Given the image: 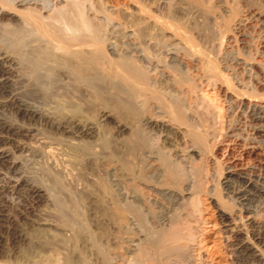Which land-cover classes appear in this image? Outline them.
<instances>
[{
  "label": "bare ground",
  "instance_id": "obj_1",
  "mask_svg": "<svg viewBox=\"0 0 264 264\" xmlns=\"http://www.w3.org/2000/svg\"><path fill=\"white\" fill-rule=\"evenodd\" d=\"M30 1L0 0V29L10 33V38L12 36L15 37L13 38L14 40L6 39L7 42L10 41L12 43L11 45L8 43L11 48L0 46V111L5 109L12 110L29 122L43 123L54 129L56 135L58 134L59 136L52 139L56 140L55 142L49 144V140L46 142L45 137L36 138L37 134H35L34 128L29 127L30 125L20 126V124L6 123L8 121H5L0 115V193L8 185L16 193L23 190L26 191L32 198H35V202L45 198L41 188L28 184L23 176L20 175L19 161L16 156L12 155L13 149L11 151L8 146H13L16 151L30 150L41 153V155L46 154V157L47 155L51 157L53 154L55 156L63 155L62 152L72 153L75 158L80 157V159L82 155V158H84L85 154H87L88 158H90L91 154H93L92 157H95L94 155L96 154L98 155L99 153L94 154V152H97L95 148L92 153V147L96 143L102 145L98 128L101 121L108 122V120H112L110 118L111 113L108 111L111 105L108 104V106L106 104L107 109L102 107L98 111V120L95 122L90 120L71 122L70 118L72 119L77 112H83L81 108H83L84 102L87 103L90 100V103L92 101V103H98L96 99H100L101 102V98H103L101 96H103L104 92H107L106 87L109 85L112 90L114 89V94L120 95V97L117 96L118 100L114 98L115 100L112 103V100L109 102L110 96L108 97V95L104 94L108 98V102L112 103V105L114 104L117 116H119V113L120 118L122 116L126 119L128 117L132 119L138 118L142 125L159 131L163 146H167L168 150L171 148L175 156L182 157L181 179H179L180 174H178L179 176H175L173 173H171L173 176L164 174V165H162L164 163L157 156V152L146 146L147 141L144 145L143 141H140L141 136L138 140L136 137L138 134H134L136 131L131 133L132 137L129 136L126 139L125 135L130 134L128 133L127 125L118 117L117 119L119 120L113 121V124H115H112L115 127V130L113 129L114 135L116 137L125 136L122 139H126V141L120 140V142L123 141L121 145L119 144L123 148L122 153L130 155L141 179L138 183L134 181L127 188L119 180L123 173H120L119 179L113 177L112 180L114 186H116V192L114 193L116 196H114L117 198V203L113 206L114 209L112 208L115 215L119 219L127 220L130 230L131 228L138 230L135 233L136 235H134L135 237L131 240L130 247L127 249L129 253H132L126 260L117 258L115 262H118L117 264H192L196 259L193 256L194 248L192 243L196 240H194V229L190 225L192 222L189 223V220L194 215V212L199 210H196V206L198 207L197 194L199 189L196 186L195 171L185 160L188 153L190 156L197 153V146L205 143L204 140L207 134H205V130L202 127L204 131L199 128L200 126L198 127L194 124V121H189L185 117L188 115L190 118L194 114H200L196 108L199 105L197 102L198 105L196 106L195 98L197 97L194 98L189 95L187 89L190 86L202 85L204 80L208 83L209 78L214 76V68L212 69V63L214 65V62H211L210 59L211 49L209 50L208 48L207 51V46H204L206 50L202 49L205 51L202 54L203 51H200L201 45L199 46L195 42L199 48L192 42L191 38L193 35H190L189 30L188 33L186 28L185 32L181 28H171V25L167 23L169 21H165L166 18L164 19L162 16L164 19L162 20L159 18L160 16L155 17L149 13V8L146 9L141 4L137 3L136 6L133 4L135 0H50L53 8L50 11L51 13L47 15H41L42 8L38 7L35 2ZM201 1L184 0L183 2H186V5L196 7L201 12H211V3L208 6L204 1L205 6L204 4L202 6ZM208 1L211 2V0ZM85 3L88 5L89 15L83 9L86 6L84 5ZM242 17L235 18L236 20L231 28L241 38L240 42L244 41V35L241 30L246 21ZM260 17L258 15L255 18L252 17V19L260 20ZM217 19L215 20L217 21ZM255 20L252 22H257ZM260 21L262 22V19ZM169 29L174 32L169 31ZM166 71L174 73L175 75L173 74V76L175 77L169 79L165 73ZM41 75L43 78L45 77V81H49L46 80L48 75L55 76V78L57 76V81L59 80L60 82L57 84L55 79L50 83H56L55 86H53L54 84L52 86L49 85L46 89L40 88L41 90H37L33 85L32 89L34 88V90L31 89V92H33L35 99L38 97L37 100L40 101L41 106L39 104L31 106L21 98V90L17 89H22V86L30 81L32 84V81L35 82L33 79ZM214 77L216 78V75ZM187 78L192 84L190 83L191 85L186 89L183 86V82H186ZM41 84H43V80ZM261 84H264V82H261ZM25 86L23 89H25ZM28 90L30 91V89ZM29 91L26 90V92ZM132 95H137L140 103L144 106L141 112L140 109L132 104V101L130 102ZM235 95H228L227 97L231 98L232 104L235 105L234 107L244 109L242 111L248 113L249 117L256 122L257 127L254 129V135L246 138L239 132H235L233 127L232 129L226 127L227 130L223 132L222 140L216 147V150L220 151V157H222L224 165V168H222L224 173L219 181L220 187L224 194V200L227 203L229 201V205L232 203L231 209H233L232 216L227 214L224 209H219V214L223 219L232 217L233 220L238 221L239 225L245 230L246 239L250 241H242L238 238L234 240L233 257L236 263L264 264V216L262 218L256 216V218L258 205H252L253 196H262L264 193L260 187L253 183L254 180L250 175L242 170V168L247 166L246 164L249 160L259 159L264 161V98L253 99L248 98L249 95L248 97L239 96L240 94ZM65 96H67L66 99H64ZM122 99L124 100L123 102H121ZM76 100H81L82 102ZM103 102L106 101L101 103L103 104ZM200 106L202 105L200 104ZM98 107L100 108V106ZM44 110L60 116L58 122L52 117L53 115H47L50 113H46ZM148 112H151V114L149 115ZM68 118L70 121L67 120ZM114 118L116 119V116ZM177 136L182 137L179 139L180 143H178L179 140L176 142L174 139ZM25 137L30 140L34 139V141L25 143L22 140ZM83 139L84 141H82ZM107 142L109 141L107 140ZM104 144L102 147H104ZM96 145L95 147H99ZM75 158L74 160L78 161ZM57 160L58 158L55 161ZM86 160L88 159L86 158ZM61 162L64 161L61 160ZM177 166L179 165L177 164ZM63 171L60 169L58 173ZM113 174V172L110 173V175ZM231 180L241 182L242 185L233 187L230 183ZM162 201L168 203L165 209H163L165 205H163L164 202L162 203ZM154 206L163 211L157 215L160 210L155 209L157 211L156 214V211L153 210ZM3 211V208L0 207V225L6 221L7 215L5 216ZM129 212H133L135 219L133 215L131 217L128 216ZM126 217L127 219H125ZM60 218L62 219V217ZM46 236L48 239V235ZM141 241L146 242L154 253V257L147 261L144 260L145 262L140 259L141 257L144 258V256H137L138 254L135 255L136 253H134L140 250ZM58 261L57 258H47L35 261V264L92 263L90 259L76 251H73L71 256L64 259V262ZM96 262L110 264L111 259L103 257L97 260V258H94L92 264H97Z\"/></svg>",
  "mask_w": 264,
  "mask_h": 264
},
{
  "label": "rangeland",
  "instance_id": "obj_2",
  "mask_svg": "<svg viewBox=\"0 0 264 264\" xmlns=\"http://www.w3.org/2000/svg\"><path fill=\"white\" fill-rule=\"evenodd\" d=\"M32 1L35 2L38 7L42 8L40 12L41 15H47L48 13H51L50 11H52L51 9L53 7L50 0H47V2L46 0H31L30 2ZM183 1L184 0H135L133 4L137 6L138 3L139 5L141 4V6L143 5L144 7H146V9L149 8V13L153 14L155 17L160 16L159 18L162 20L166 18L167 20L165 19V21H169L167 23L171 25H169L171 28H181V30H183L184 32L187 30L188 33L190 31V35H193V39L191 38L192 42L194 44L196 42L197 44H199V46L201 45L200 48L195 44L201 49L200 51H203L202 54H204L206 46L207 51L208 48L209 50L211 49V57L214 59L213 60L210 57L211 62H214V65L212 63V69H215V67L217 66V70L213 69L214 73L217 71L216 74L213 73L214 76L216 75V78L212 76V78H209L208 83L204 80L202 85L195 86L193 84V87L190 86L192 82L188 78L185 80L186 82H183V86L186 89L190 86L187 89L188 94L194 98L197 97L195 98L196 106L198 105V103L199 105L196 108L200 113L194 114L190 118L188 117V115L185 117L186 119H189V121H194L193 123L198 127L200 126L199 128L201 130L204 129L205 131H203L205 132V134H207L205 139L206 141L204 140L205 143L203 142L204 144L197 146V153L191 156L188 153V158L186 157L185 160L189 165L193 167L195 171V181L197 180L196 186L199 189V193L197 194L198 207L196 206V210L199 209L201 211L200 212L199 210H197L196 212H194V215L189 220V223L192 222L190 225L194 229V240H196L192 243V246L194 248L193 256L194 258H196L192 264H237L233 257V250L235 249L234 240L236 238L241 239L242 241L249 240L246 239L244 235L245 230L242 228V226L239 225L238 221L233 220L232 217H226L225 219H223L219 214V209H224L226 210L227 214L232 216L233 209H231L232 203H230L229 205V201L227 200V203L226 200H224V194L220 187L219 181L221 180V176L224 173L222 169L224 168V165L222 163L223 159L222 157H220V151H217L216 147L222 140V135L224 134L223 132L227 130L226 127L231 129L233 127L235 132H239L245 138L247 136L250 137V135H254V129L257 127L256 122L251 117H249L248 113H246V111H242L244 109H238L234 107L235 105L232 104L231 98L227 96L235 94V96H237L240 94L239 96L244 97H248L249 95L248 98L253 99L264 98V84H261V82H264V0H211V2L208 0H202V6L204 3L208 4V6L211 5V12H201L196 7H193L191 5L189 6L188 4L186 5V2ZM209 3L211 4L209 5ZM84 5L86 6H84L83 9H85V11H87L86 14H88V5L86 3ZM252 13L255 15L253 16ZM258 15L261 16L259 19H262V22L260 20L254 19ZM162 16L164 17V19ZM241 16H243L242 19H246L247 21L244 22L243 29L241 30V33L243 32L244 35L243 42H240L241 38L236 35V31H233V29H231L233 27L234 21L236 20L235 18ZM244 16H246L247 18ZM252 17H254L253 19L257 22H252L254 21ZM216 18H218L217 21L215 20ZM223 26L229 28H224ZM169 31L172 32L173 30L169 29ZM6 36H8L9 38ZM10 37V33H6L4 30L0 29V46L11 48L8 45L10 41L7 42L6 39L11 40L15 37ZM202 37L205 40H203ZM196 40L201 41L200 43H198V41ZM202 42L204 43L202 44ZM11 44L12 43H10V45ZM165 73L169 77V79L171 77H175L173 76L174 73L172 74V72L166 71ZM218 73L220 74L218 75ZM41 77L42 75L37 77L36 79H33L35 82L32 81V84L30 81L28 82V84L26 83L27 86H25L26 84H24L22 86V89H17L21 90V98L27 101V103L31 106H34V104L35 106L37 104L41 106L40 101L37 100L38 97L35 99L33 92H31L33 85V87L38 90L40 88L46 89L49 85L52 86L53 84V86H55L56 83L58 84L60 82L59 80L57 81V76L55 78V76L48 75L46 80L49 81H45V77H42V79ZM51 78L53 79L51 80ZM42 80L43 84H41ZM53 80H55L56 83L52 82L53 84H50ZM41 85H43L44 87ZM24 86L27 91H29L28 89H30V91L26 92V90L23 89ZM34 88L32 90H34ZM106 88L107 92L109 91L108 94L107 92H104L103 96H101L103 98L100 97L102 99L101 102H106H103L102 104L100 102V99H96V102L98 103L94 102L95 104L92 103L93 101L90 103V100L87 101V103L84 102L83 108L85 109L81 108V110L83 111L82 113L77 112V114L72 117V119L70 118L71 122H76L77 120H90L92 122H95L98 120V111H100L102 107H105L103 109H107L106 107L108 104L113 106L114 104L112 105V103L115 99L118 100L117 96L120 97V95H118L117 93L114 94V89L112 90L109 85ZM190 88L192 89V91H190ZM22 92L24 93L22 94ZM104 94L108 95V97L110 96V101ZM68 95L70 94L68 93ZM66 97L67 96H65L64 99H66ZM72 98L70 99L73 100ZM111 100L112 103H109L111 102ZM76 101L80 102L81 100ZM123 101L124 100L122 99L121 102ZM131 101L133 105L140 109L141 112V109H143L144 106L140 103V99H138L137 95H132L130 102ZM200 104L202 106H200ZM98 106H100V108ZM111 106H109L111 110L108 107V111L111 113L110 118L112 120H108V122L101 121L102 123L100 122V126L98 128L100 134L99 139H101L100 141H102V145L100 143H96L99 145H95L99 146L100 148L95 147V145L92 147V153L93 151H95V149L97 150V152H94V154L99 153L98 155H94L95 157H92L93 154H91L90 158H88L87 154H85L86 156L84 155L85 157L82 158V155L80 159L79 156H76L79 158H75L72 153L69 154L67 152H65L66 154L62 152L63 155L59 154L58 156H55L53 154L51 157H49L48 155L46 157V154H44V156L41 155V153H36L30 150L16 151V148H14L13 146H8L11 151L13 149L12 155L14 157L16 156V159L19 161L18 165L20 175L23 176L24 180H26L28 184L41 188L43 190L45 198L44 200L41 199L40 201L35 202V198H32L29 194H27L26 191L23 190L16 193L13 192L8 187V185L6 186L7 188L0 193V207L3 208L5 216L7 215L6 221H4V223H1L2 225H0V264H35V261L47 258H57V260H59L60 262H64V259H66L68 256H71L73 254V251L83 254L87 257V259H90L92 263L94 258L100 260L103 257H107L111 259L110 264H117L118 262H115L117 258L126 260V258H128L132 253H129L127 249L128 247H130L131 240L135 237L134 235H136L135 233H137L138 230L136 228H131L130 230L127 225V220L119 219L118 216L115 215L113 206H115L117 203V198L115 197L116 194H114L116 192V186H114L112 180L113 177L119 179L120 173H123L121 175V179L119 180L124 185V187L127 188L131 183H134V181L135 183H138L141 179L138 175L135 165L133 164V160H131L132 158L130 157V155L122 153L123 148L120 145L123 141H126L129 136L132 137L131 133H134L136 131L134 134H138L136 136L137 139L141 136L142 138H140L142 140L140 139V141H143V144L147 141L146 146L157 152V156L162 160V163H164L162 164L164 165V174L166 173L167 175H172L171 173H173V175L175 176H179L178 174H180L179 179H181L180 177L182 176L180 168L182 157L175 156L171 148H169L168 150L167 146H163L160 140L159 131L142 125L138 118L132 119L131 117H128L126 119L123 116L122 118H120V114L118 113V111L117 113L119 116L116 115L114 106ZM201 107L204 108L202 109ZM112 110L115 112L113 113ZM44 112L50 113L47 115L51 116L54 114H52V112H47L46 110H44ZM80 114H82L83 116ZM148 114L150 115L151 112H148ZM0 115L2 116V118H4L5 121H8L6 123H10L13 125L20 124V126L30 125L29 127L34 128L35 134H37L35 137H45V141L47 142V140H49V144L55 142L56 140L52 139L59 136L58 134L56 135V131L49 126L44 125L43 123L29 122L27 119L20 116V114L15 113L12 110H1ZM115 116L116 119L114 118ZM52 117L56 119L57 122L60 118V116H58L57 114L53 115ZM117 117L121 119V121H123L128 127V133L130 134L125 135L126 139H122V137L125 138V136L116 137L114 135L113 131L115 130V127L113 125L115 124H113V121L119 120L117 119ZM194 119L196 120V122ZM67 120H69V118ZM202 121L204 124L202 123ZM102 138L106 139L105 142H103L104 139ZM180 138L182 137L177 136V138L174 139L177 142ZM22 140L25 143H31L32 141H34V139L30 140L28 137L22 138ZM107 140L109 142H107ZM120 140L123 141L120 142ZM82 141H84V139ZM104 143L107 144L106 147ZM178 143H180V140L178 141ZM103 144L104 147H102ZM101 149L103 150L102 152ZM53 156L56 157H54L55 160L58 158L57 161L61 159L64 162H61L60 160V162L57 163V161L52 158ZM69 156L71 157L69 158ZM74 158L76 160L78 159V161H75ZM86 158L88 160H86ZM69 159H71V161H69ZM260 161L261 160L259 159H252L251 161L249 160V162H247L246 164L247 166L242 168V170L250 175V177L254 180L253 183H255L257 187H260L264 193V161H261V163ZM177 164L179 166H177ZM258 164L259 166H257ZM60 169L61 171L65 170L66 172L63 171L62 175L61 172L58 173ZM106 172L107 174H105ZM111 172H113L114 174L110 175ZM55 174L57 175L55 176ZM230 183L233 187L242 185L241 182H237L236 180H231ZM210 193H212L213 196L212 194L210 195ZM263 197L264 194L258 197L253 196L254 201H252V205H258V209L256 211L257 213L255 215V217L257 216L258 218H262L264 216ZM162 203L163 205H165L164 208H162L165 209L168 203L166 201H162ZM157 208L158 207L154 206L153 210H160L158 214L155 210L156 214L159 215L163 210ZM132 215L135 219L133 212H129L128 216L131 217ZM60 217H62V219ZM125 219H127V217ZM78 227H80L81 229H78ZM78 230L80 231L78 232ZM46 235H48V239ZM64 243L66 246L64 245ZM140 243V250L134 252L136 253L135 255L138 254L137 256H144V258H140L143 259V262L154 257V253L149 245H147V243L144 241H141Z\"/></svg>",
  "mask_w": 264,
  "mask_h": 264
}]
</instances>
